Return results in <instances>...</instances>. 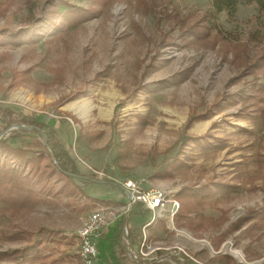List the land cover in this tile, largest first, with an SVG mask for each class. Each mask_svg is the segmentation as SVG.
Returning <instances> with one entry per match:
<instances>
[{
  "label": "rangeland",
  "instance_id": "rangeland-1",
  "mask_svg": "<svg viewBox=\"0 0 264 264\" xmlns=\"http://www.w3.org/2000/svg\"><path fill=\"white\" fill-rule=\"evenodd\" d=\"M209 4L0 0V141L22 149L23 133H32L77 173L54 175L65 192L45 197L31 163L1 155L40 200L0 201V264H14L9 253L44 230L61 241L42 242L44 253L85 264L72 233L97 201L123 204L108 198L127 179L169 189L179 208L144 228L155 213L136 204L144 223L117 224L111 239L119 237L126 264H264L263 104L250 98L251 77L239 76L229 52L196 42L172 18ZM216 24L250 55L264 43L255 4L219 12ZM24 155L42 166L53 160ZM144 236L160 247L139 259ZM91 264L114 262L104 254Z\"/></svg>",
  "mask_w": 264,
  "mask_h": 264
},
{
  "label": "trees",
  "instance_id": "trees-1",
  "mask_svg": "<svg viewBox=\"0 0 264 264\" xmlns=\"http://www.w3.org/2000/svg\"><path fill=\"white\" fill-rule=\"evenodd\" d=\"M108 1L110 0H101L102 3ZM239 3L255 4L260 10H264V0H210L209 8L204 10V12L192 11L185 15L175 14L172 18L175 24L179 26V30L190 33L196 42L210 43L213 47L217 45L218 50L222 49L226 56L228 52L230 53L231 59L236 62L237 68H239V76L241 78L245 76L251 77L250 88L252 95H250V98L254 103H258V105L263 104L260 108L264 113V43L260 45L254 54L250 55L246 51L245 43H241L239 46L236 45V41L229 35L223 34L216 24V16L219 12L224 10L232 11ZM26 4L30 17L34 13L33 5L29 1ZM35 125L38 126V130L43 126L40 122H36ZM23 135L27 139L22 142V149H14L4 141H0V159L1 155H7L8 157H15L21 165H24V161L31 163L29 169L33 171L30 174L34 176V180L40 186L39 190L45 192V197H47V194L57 197L62 192H65L63 189L56 187L53 181L54 175L69 180L73 176H77L75 169L73 167L68 169L67 165L60 160L59 155L51 151L50 144L42 141L40 137L32 133H23ZM24 150L45 152L53 160L43 163L42 166L37 162H32L33 160L30 157L25 156ZM104 181L113 184L112 181ZM30 185L28 179L21 174V171L15 170L7 158L0 161V201L7 203L18 200L20 203H23L28 199L40 200L39 197L34 195L35 193ZM67 192L71 193L72 191L68 190ZM50 234H52L50 231H40L37 235L38 238L35 240L31 239V235H27L25 236L26 244L12 250L7 255L10 256L14 264H65L66 257H56L55 254L44 253L43 250H46L47 247L45 246L46 244L42 245V242L50 241L57 245L61 243L59 239L52 237ZM47 235H49V238ZM112 259L114 264L127 263L124 256V248L119 241V237L113 239L112 242ZM174 261L176 263L179 262L176 258ZM142 264H149V262L145 261Z\"/></svg>",
  "mask_w": 264,
  "mask_h": 264
},
{
  "label": "built area",
  "instance_id": "built-area-1",
  "mask_svg": "<svg viewBox=\"0 0 264 264\" xmlns=\"http://www.w3.org/2000/svg\"><path fill=\"white\" fill-rule=\"evenodd\" d=\"M123 186L130 193L131 198L128 197L123 204L97 202L87 213L84 222L72 233L73 239L77 242V255L83 263L91 264L95 261L99 255L98 244L100 239L105 236L112 225L128 214L135 204L139 203L155 213L144 228L156 217L161 218L167 215L168 219L171 220L178 211L179 202L176 199H170L171 191L169 189L151 188L144 190L138 181L132 179H127ZM144 247L147 248L145 252L143 251ZM159 247V245L146 243L144 236L140 247L141 255H137V257L147 259Z\"/></svg>",
  "mask_w": 264,
  "mask_h": 264
},
{
  "label": "crops",
  "instance_id": "crops-1",
  "mask_svg": "<svg viewBox=\"0 0 264 264\" xmlns=\"http://www.w3.org/2000/svg\"><path fill=\"white\" fill-rule=\"evenodd\" d=\"M106 184L113 185L111 183H106ZM126 191L127 190L122 189L120 187V191L113 194L114 198L110 197L108 199L123 200V201H121V203L122 202L124 203V201L128 198V193ZM118 204H120V203L118 202ZM135 206H136V204L132 207L133 211L131 209V211L128 214H126L125 216L122 217V220L119 219L114 225H112L110 227V230L105 234V236L102 237V239H100L99 244H98V249H99V255L98 256L107 254L108 256H111V258H112V242H113V240L111 238L114 235V231L117 229V224L120 223V221L123 222L125 227L126 226H133L132 223L133 222L137 223L139 218L142 220V224L144 223L143 217L141 215H137L136 211L134 212ZM138 216H139V218H138ZM261 216L263 217L264 213H262ZM144 220H146V219H144ZM147 226H149V225H147ZM112 261H113V259H112Z\"/></svg>",
  "mask_w": 264,
  "mask_h": 264
},
{
  "label": "bare ground",
  "instance_id": "bare-ground-1",
  "mask_svg": "<svg viewBox=\"0 0 264 264\" xmlns=\"http://www.w3.org/2000/svg\"><path fill=\"white\" fill-rule=\"evenodd\" d=\"M225 249H230L231 253L234 254L235 256H237L238 258L243 257L240 250H236V249L231 248L229 244L227 246H225Z\"/></svg>",
  "mask_w": 264,
  "mask_h": 264
},
{
  "label": "water",
  "instance_id": "water-1",
  "mask_svg": "<svg viewBox=\"0 0 264 264\" xmlns=\"http://www.w3.org/2000/svg\"><path fill=\"white\" fill-rule=\"evenodd\" d=\"M126 192L128 193V197H129V198H131V195H130V193H129L128 191H126Z\"/></svg>",
  "mask_w": 264,
  "mask_h": 264
}]
</instances>
